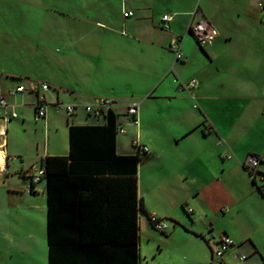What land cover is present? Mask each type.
<instances>
[{
  "label": "crops",
  "instance_id": "0c3cea01",
  "mask_svg": "<svg viewBox=\"0 0 264 264\" xmlns=\"http://www.w3.org/2000/svg\"><path fill=\"white\" fill-rule=\"evenodd\" d=\"M261 4L264 0H0V18L4 8L6 26L19 17L16 33L27 34L22 39L28 33L60 34L65 41L55 47L57 60L70 65L69 79L55 72L42 77L50 83L39 91L48 104L44 117L36 115L39 93L32 89L39 79L0 71L9 103L0 107V129L7 132L5 150L0 149L7 159L0 173V264L102 261L103 250L79 241L81 220L86 240L130 242L136 221L139 264L145 240L153 245L143 262H155L165 249L170 264H209L222 233L234 241L223 264H237L242 254L244 264H264V162L254 176L245 162L264 151V139L242 149L241 132L220 118L228 109L223 92L231 87V70L243 61L231 51L233 32L263 28ZM125 10L133 15L125 17ZM199 11L217 30L204 46L191 32ZM167 14L168 29L162 20ZM63 34H70L69 42ZM174 41L182 59L171 49ZM28 43L29 49L41 45L35 39ZM193 79L196 86L189 90ZM19 84L26 89L9 92ZM99 97L123 101L115 109L123 114L118 120L125 122L126 134L115 135L116 154L136 155V130L149 151L139 158L135 183L132 164L120 170L69 168L55 176L49 225L47 178L33 177L46 156L69 155L72 124H96L83 105ZM133 102L139 105L137 124L123 110ZM57 103L75 104L76 110L70 116ZM143 205L146 214L167 221L166 231L149 223ZM161 234L164 240L157 239ZM37 250L40 259H32Z\"/></svg>",
  "mask_w": 264,
  "mask_h": 264
},
{
  "label": "rangeland",
  "instance_id": "374dc122",
  "mask_svg": "<svg viewBox=\"0 0 264 264\" xmlns=\"http://www.w3.org/2000/svg\"><path fill=\"white\" fill-rule=\"evenodd\" d=\"M19 19V17H14L12 23L6 26V10L4 8L0 18V22H3V26H0V71L9 69L18 74L35 75L39 79L37 81L39 84L46 82L42 81V77H52L50 72L59 73L69 79L70 65L61 64L57 60L58 53L55 51L56 45H62L65 40L60 38V34L52 33H28L30 37L22 39L21 37L27 36V34L16 33L22 27ZM247 26H249L248 23ZM63 36L67 38L66 42H69L70 34H63ZM30 39L40 41L39 48L34 44L30 49L26 48L25 44H30L28 43ZM263 39L264 27L255 32L254 27L246 29L244 26L243 29H236L233 32V39L230 41L231 51H234L236 56L243 61L231 70L233 74L229 76L231 80L228 88L231 87L227 92H223V94H227L228 109L222 113L220 118L227 124H234L236 131L241 132L238 137L241 139L242 149L260 146L264 139V42H261ZM26 79L28 78L25 77ZM47 83L49 82L47 81ZM51 90L54 89L51 88ZM114 100L116 107H119L118 104L123 102L119 98H114ZM119 134L120 139L125 138L126 133ZM135 135L142 141L140 132L138 133L136 130ZM122 145L129 150L131 148L130 139L129 141L123 140ZM157 239H163L162 234ZM144 244L142 245V264H170L166 257H168V261L171 259L165 249L158 254L155 262H153L154 260L148 263L143 262L145 253L148 251L147 248L153 243H148L145 240ZM39 252L37 250L35 256H31L32 259H40ZM150 260L152 259L150 258Z\"/></svg>",
  "mask_w": 264,
  "mask_h": 264
},
{
  "label": "trees",
  "instance_id": "16d2710c",
  "mask_svg": "<svg viewBox=\"0 0 264 264\" xmlns=\"http://www.w3.org/2000/svg\"><path fill=\"white\" fill-rule=\"evenodd\" d=\"M123 115L117 109H110L107 115L100 123L94 125H71L70 135V153L69 155H48L41 162L45 168L42 177L47 178L48 202H49V225H52V202L54 201V180L55 176L65 173L69 168H94V169H129L130 164L132 178L136 182V170L140 153L136 149V155H117L115 151V135L118 133V118ZM98 143H95L98 141ZM103 143V144H100ZM108 158H105V157ZM92 159V160H90ZM106 159L108 160L106 162ZM115 161H114V160ZM94 163H92V162ZM131 162V163H130ZM93 165V166H91ZM41 177V178H42ZM135 185V184H134ZM80 205L84 206L85 192H79ZM136 196V194H135ZM53 197V199H52ZM136 198V197H135ZM82 211V210H80ZM144 205L142 206L143 215L146 214ZM51 212V214H50ZM136 219V217H135ZM79 225V241L82 243H93L91 247L103 250V260L95 262L96 264H139V254L137 249V226L134 225L135 237L131 242L128 240L106 241V240H86L84 235V224L82 220Z\"/></svg>",
  "mask_w": 264,
  "mask_h": 264
},
{
  "label": "built area",
  "instance_id": "2783aa9c",
  "mask_svg": "<svg viewBox=\"0 0 264 264\" xmlns=\"http://www.w3.org/2000/svg\"><path fill=\"white\" fill-rule=\"evenodd\" d=\"M262 7L264 13V5H260ZM133 12L131 10H125L124 16H131ZM171 15H164L163 20V27L169 28V22L171 21ZM191 32L193 36L196 38L198 43L202 46L210 43L215 36L217 35L216 28L212 25L211 21L203 15L201 11L197 12V19L193 23L191 27ZM171 49L175 51L176 58L182 59V52L180 49V44L177 41L172 42ZM196 86V81L193 79L186 84L187 89L191 90ZM26 86L24 84H19L15 88L11 89L9 92L12 94H16L17 92L24 91ZM32 89L39 93L40 90H47L49 89V84L47 82L33 83ZM41 92V91H40ZM47 102L45 101L44 95L38 94V101L35 104V110L37 117H44L47 111ZM9 103L7 102L6 96L3 92L2 87L0 86V107L8 108ZM59 108H64L68 115H72L76 110L75 104H63L57 103ZM84 110L89 115H92L95 119L96 123H100L104 117L107 115L108 110L116 108V101L114 99L99 97L95 101L91 103H86L83 105ZM138 104L133 102L126 106L124 109V115H126L130 122L137 124L138 123ZM13 117H16L17 114L15 112L12 113ZM118 133H125V122L118 121ZM6 129H0V137L2 138V142L0 143V149L5 150L6 146ZM133 146L140 152V153H147L149 151L148 146L143 144L138 136L132 140ZM246 164L249 167L252 176L258 171L259 164L264 162V151L262 153H251L246 158ZM6 155L2 156L0 153V173H3L6 170ZM45 173V168L40 166L37 174L33 177V181L37 182L41 179V177ZM262 175H264L262 173ZM264 192V188H263ZM189 212H192L193 209L189 208ZM149 223L158 231H166L168 228V223L164 218L157 216L154 213H150L148 217ZM234 245L233 239L226 233H222L217 240L215 241L213 250H212V259L209 264H223L224 256L226 252ZM247 259V255L242 254L239 256V261L237 264H244V261Z\"/></svg>",
  "mask_w": 264,
  "mask_h": 264
}]
</instances>
